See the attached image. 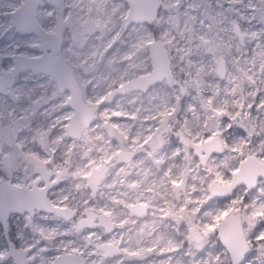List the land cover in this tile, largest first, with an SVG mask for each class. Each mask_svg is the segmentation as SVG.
<instances>
[{
    "label": "snow or ice",
    "instance_id": "obj_1",
    "mask_svg": "<svg viewBox=\"0 0 264 264\" xmlns=\"http://www.w3.org/2000/svg\"><path fill=\"white\" fill-rule=\"evenodd\" d=\"M0 264H264V0H0Z\"/></svg>",
    "mask_w": 264,
    "mask_h": 264
}]
</instances>
